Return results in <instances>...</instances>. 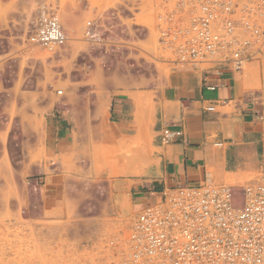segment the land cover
Wrapping results in <instances>:
<instances>
[{"label":"crops","instance_id":"obj_1","mask_svg":"<svg viewBox=\"0 0 264 264\" xmlns=\"http://www.w3.org/2000/svg\"><path fill=\"white\" fill-rule=\"evenodd\" d=\"M49 2L0 0V210L9 196L24 211L54 212L88 176L119 180L115 207L122 186L137 209L151 192L202 182L239 189L258 180L264 106L238 72L221 66L215 76V69L159 62L135 26L115 21L113 6L91 12L107 44L83 48L78 74L58 78L15 32L14 11ZM87 2L63 8L67 37L82 35ZM166 129L181 135L165 144Z\"/></svg>","mask_w":264,"mask_h":264},{"label":"built area","instance_id":"obj_2","mask_svg":"<svg viewBox=\"0 0 264 264\" xmlns=\"http://www.w3.org/2000/svg\"><path fill=\"white\" fill-rule=\"evenodd\" d=\"M156 1V42L165 63L202 72L215 69V76H221L223 66L240 70L264 45V29L250 20L254 10L248 3ZM83 35L92 45L104 43L92 22ZM67 40L57 14L46 10L28 43L51 50ZM180 135L166 129L162 142ZM234 189L202 182L151 192L152 200L130 227L124 264H264V157L258 180L239 188L242 202L237 206Z\"/></svg>","mask_w":264,"mask_h":264},{"label":"rangeland","instance_id":"obj_3","mask_svg":"<svg viewBox=\"0 0 264 264\" xmlns=\"http://www.w3.org/2000/svg\"><path fill=\"white\" fill-rule=\"evenodd\" d=\"M237 2L248 3L254 10L250 20L264 29V0ZM69 4H73V0H50L31 13L14 11L13 14L21 19L15 27L18 40L29 45L28 38L42 11L51 10L57 14L62 25V10ZM159 4L156 0H89V15L84 19V28L87 22L94 23L104 43L92 45L85 41L82 33L67 37L64 45L51 50L34 48L36 58L47 62L58 78L64 76L65 70L72 75L78 74L83 62L80 55L85 50L83 48L91 50L107 44L108 33L103 25L96 24L91 12L96 8L106 11L115 6V21L121 26H135L147 40L151 56L165 63L166 58L156 42L155 17ZM70 46L71 53L68 51ZM236 72L241 76L248 95L264 106V45ZM57 90L62 91L61 88ZM97 168L107 169L108 164ZM83 180L77 193H69L62 208L51 213L43 211L38 214L28 212L26 208L24 211L8 196L4 209L0 210V264H124L129 230L140 209L131 203L129 188L122 186L118 189L119 202L115 207V185L119 180L89 176ZM233 192V203L237 206L242 202L241 190L234 189Z\"/></svg>","mask_w":264,"mask_h":264}]
</instances>
